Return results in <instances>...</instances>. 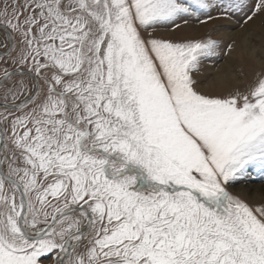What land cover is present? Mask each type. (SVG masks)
Here are the masks:
<instances>
[{
	"label": "snow or ice",
	"instance_id": "obj_1",
	"mask_svg": "<svg viewBox=\"0 0 264 264\" xmlns=\"http://www.w3.org/2000/svg\"><path fill=\"white\" fill-rule=\"evenodd\" d=\"M246 8L0 0V264H264V73L203 94L217 41L160 34Z\"/></svg>",
	"mask_w": 264,
	"mask_h": 264
},
{
	"label": "rangeland",
	"instance_id": "obj_2",
	"mask_svg": "<svg viewBox=\"0 0 264 264\" xmlns=\"http://www.w3.org/2000/svg\"><path fill=\"white\" fill-rule=\"evenodd\" d=\"M255 2L256 0H248L250 7ZM212 15L216 18L205 24L190 19L187 25L181 24L178 30L163 31L160 34L173 39H200L209 36L215 39L216 53L202 60L200 72L196 74L197 90L207 95H225L236 90L243 91L260 73H264V12L253 16L251 20L247 19V16L251 15L248 8L228 17L219 15L217 11H213ZM243 42L249 47V50L244 52L238 46ZM250 51H253L252 54L249 53ZM219 70L228 73V79L215 85L212 82L213 77ZM241 188L244 190L240 191ZM261 189H264V181L253 173L250 180L237 185L234 191L250 203L258 204L264 198Z\"/></svg>",
	"mask_w": 264,
	"mask_h": 264
},
{
	"label": "bare ground",
	"instance_id": "obj_3",
	"mask_svg": "<svg viewBox=\"0 0 264 264\" xmlns=\"http://www.w3.org/2000/svg\"><path fill=\"white\" fill-rule=\"evenodd\" d=\"M256 28H257V26H256ZM255 30H257V29H255ZM244 31V30H243ZM245 34V33H244ZM243 34V35H244ZM236 35V34H235ZM234 35V36H235ZM240 35V34H239ZM260 35V34H259ZM238 37V36H237ZM236 38V37H235ZM241 38V37H240ZM242 38H244V37H242ZM246 38V37H245ZM237 39H239V37L237 38ZM237 41H239V40H237ZM241 41V40H240ZM243 41H245L244 39H243ZM246 42V41H245ZM245 42H243V43H239L238 44V46H239V49H241L243 52L244 51H246V50H249V47H248V45H247V43H245ZM252 52L253 51H250L249 53H251L252 54ZM228 79V73H226V72H222V71H218L215 75H214V77H213V83L215 84V85H217V84H219V83H222L223 81H225V80H227ZM214 84H213V86H214ZM242 190H244L243 188H241V190L240 191H242ZM259 194V193H258Z\"/></svg>",
	"mask_w": 264,
	"mask_h": 264
}]
</instances>
